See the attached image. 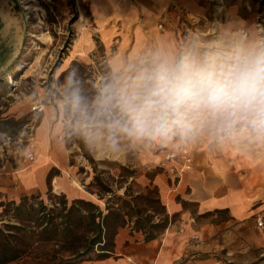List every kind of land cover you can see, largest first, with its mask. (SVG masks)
<instances>
[{"label": "rangeland", "instance_id": "rangeland-1", "mask_svg": "<svg viewBox=\"0 0 264 264\" xmlns=\"http://www.w3.org/2000/svg\"><path fill=\"white\" fill-rule=\"evenodd\" d=\"M213 1L201 18L189 20L182 16L181 36L190 28L204 27L217 20L223 22L228 16L264 26V0ZM0 20V174L10 175L34 160L35 128L43 112L54 108L56 89L63 83V76L78 69V76L91 91L107 71L113 46L110 43L106 47L94 29L86 0H0ZM35 106H42V110ZM9 120L7 124L2 123ZM5 138L11 143H3ZM56 138L66 149L65 165L71 168L64 175L70 184L68 187H72L63 190L49 185L42 192L29 193V196L38 197L32 200L34 207L41 198L47 206L63 208L65 205L58 199L60 194L66 197L82 190L104 214L111 212L105 225L111 233L118 225L141 226L152 235L164 231L160 224L155 225L168 217L158 197L154 177L166 162L171 161L165 158L168 152L158 160L144 159V150L101 158L85 149L69 129L60 130ZM16 149H27L33 159L16 154ZM159 150L154 149L153 153ZM51 173H57V170L53 169ZM48 188L52 189L51 195L47 193ZM67 200L70 203L68 197ZM11 216V210L5 212L0 206V225L19 224ZM206 221L220 229L201 240L193 237L201 247L187 254V259L217 260L220 264H264V243L252 244L254 236L264 233L263 218L261 226L255 219L252 223L248 221L229 228L223 227L225 215L221 213L207 220L200 219L199 223ZM202 230L206 233L204 228ZM91 231L89 219L83 218L77 232L91 236ZM70 245L68 242L41 243L38 249L55 256L54 261L43 259L41 262L71 264L98 257L97 251L100 252V247L96 246L84 255L73 257L70 252L83 250L86 241L75 246L78 249ZM64 247L68 252H63Z\"/></svg>", "mask_w": 264, "mask_h": 264}, {"label": "clouds", "instance_id": "clouds-1", "mask_svg": "<svg viewBox=\"0 0 264 264\" xmlns=\"http://www.w3.org/2000/svg\"><path fill=\"white\" fill-rule=\"evenodd\" d=\"M54 105L49 122L101 158L214 141L264 150V26L228 16L114 56L91 91L73 69Z\"/></svg>", "mask_w": 264, "mask_h": 264}, {"label": "crops", "instance_id": "crops-1", "mask_svg": "<svg viewBox=\"0 0 264 264\" xmlns=\"http://www.w3.org/2000/svg\"><path fill=\"white\" fill-rule=\"evenodd\" d=\"M86 1L94 29L106 47L110 43L113 46L109 59L129 55L161 40L181 39L182 16L189 20L201 18L209 3H214L213 0ZM50 111L47 108L43 112L34 131V160L17 173L0 174V200L18 201L21 196L42 192L49 185L63 190L70 185L64 174L71 167L65 165L66 149L56 138L60 130L48 120ZM153 150L144 149V159L158 160L168 152L160 149L153 153ZM190 150L193 162L189 169H181V160L175 159L166 162L154 177L168 217L162 233L146 239L144 228L118 225L107 254L71 264H220L217 260L187 259V254L201 247L192 238L197 236L201 240L217 232L220 229L215 228L217 225L208 221L200 224L199 220L218 213L225 215L222 224L228 228L252 223L257 217L264 220V150L248 153L242 146L230 142L221 147L215 141L198 144ZM53 169L57 173H51ZM56 181L59 184L55 185ZM67 197L93 202L82 190ZM262 235L261 232V236H254L252 244H263ZM15 263L43 264L32 257L6 264Z\"/></svg>", "mask_w": 264, "mask_h": 264}, {"label": "trees", "instance_id": "trees-1", "mask_svg": "<svg viewBox=\"0 0 264 264\" xmlns=\"http://www.w3.org/2000/svg\"><path fill=\"white\" fill-rule=\"evenodd\" d=\"M8 122L10 120L2 121L4 124ZM47 193L51 195L52 189L48 188ZM58 197L61 203L65 205L63 208L58 209L55 206H47L41 198L38 200V206L34 207L32 200L38 198L34 195H23L18 201L0 200V206L5 212L11 210V218L19 223H2L0 225V264H6L24 257L54 261L55 256L53 253L51 255L49 251L43 252V250L38 249L41 243L49 242L58 244L68 242L71 244L70 247L76 248L75 246L78 247L79 243L85 240L86 247L83 250L74 249L70 252L73 257L84 255L96 246L100 247L98 256L107 254L109 247L112 246V235L114 234V231L111 233L105 226L111 212L108 211L104 214L96 203L82 198H75L69 203L63 193ZM85 217L89 219L92 226L91 232L93 234L91 236L77 232V228ZM22 222L26 224H21ZM159 224L162 228H165L167 220L155 225ZM154 236L146 234L145 238L151 239ZM65 249L67 248L64 247L63 252H68Z\"/></svg>", "mask_w": 264, "mask_h": 264}, {"label": "built area", "instance_id": "built-area-1", "mask_svg": "<svg viewBox=\"0 0 264 264\" xmlns=\"http://www.w3.org/2000/svg\"><path fill=\"white\" fill-rule=\"evenodd\" d=\"M34 108L38 110H42V106H35ZM28 157L29 159H33V156L31 154ZM165 158L166 160H174V159L179 158L182 162L181 164L182 166L180 168L184 170L189 169L193 162L192 152L190 148L180 153H173V152L168 151V153H166L165 155ZM256 220H257V224L261 226L262 225L261 218L257 217Z\"/></svg>", "mask_w": 264, "mask_h": 264}]
</instances>
